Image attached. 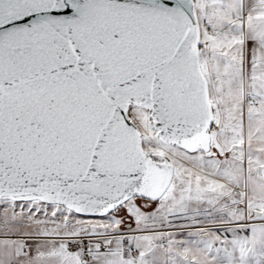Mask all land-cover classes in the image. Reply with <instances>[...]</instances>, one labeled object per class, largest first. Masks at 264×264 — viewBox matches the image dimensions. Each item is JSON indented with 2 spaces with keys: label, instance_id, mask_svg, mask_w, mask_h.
Listing matches in <instances>:
<instances>
[{
  "label": "snow or ice",
  "instance_id": "obj_1",
  "mask_svg": "<svg viewBox=\"0 0 264 264\" xmlns=\"http://www.w3.org/2000/svg\"><path fill=\"white\" fill-rule=\"evenodd\" d=\"M0 264H264V0H0Z\"/></svg>",
  "mask_w": 264,
  "mask_h": 264
}]
</instances>
